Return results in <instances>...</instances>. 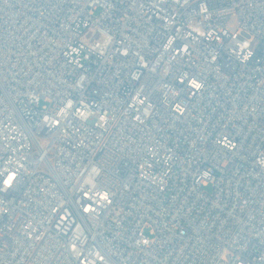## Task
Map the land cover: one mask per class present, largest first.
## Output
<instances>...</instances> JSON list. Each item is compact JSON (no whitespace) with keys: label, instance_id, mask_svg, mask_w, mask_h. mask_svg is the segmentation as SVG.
<instances>
[{"label":"built area","instance_id":"1","mask_svg":"<svg viewBox=\"0 0 264 264\" xmlns=\"http://www.w3.org/2000/svg\"><path fill=\"white\" fill-rule=\"evenodd\" d=\"M262 162L264 0H0V264H264Z\"/></svg>","mask_w":264,"mask_h":264},{"label":"clouds","instance_id":"2","mask_svg":"<svg viewBox=\"0 0 264 264\" xmlns=\"http://www.w3.org/2000/svg\"><path fill=\"white\" fill-rule=\"evenodd\" d=\"M248 46L249 45L247 43L242 45V47H248ZM249 55H251V53H249ZM245 58H247V57H245ZM191 83H192V85L194 87H199V84H197L195 81H192ZM70 103L71 102H69V106H70ZM45 120H47V117H45ZM262 163H264V162H262ZM15 178H16V173L9 172L8 176L5 178V180L3 182L4 183V188L7 189V188L11 187V185H12L13 181L15 180ZM86 211H87V209H86Z\"/></svg>","mask_w":264,"mask_h":264},{"label":"rangeland","instance_id":"3","mask_svg":"<svg viewBox=\"0 0 264 264\" xmlns=\"http://www.w3.org/2000/svg\"><path fill=\"white\" fill-rule=\"evenodd\" d=\"M97 36H98L97 31H94V32H92V31H88V32H86V33L84 34V36H83V41H84V42L91 43L92 41H95V39L97 38ZM255 45H256V43H255ZM211 189H212V188H208L207 190H208V191H211Z\"/></svg>","mask_w":264,"mask_h":264}]
</instances>
